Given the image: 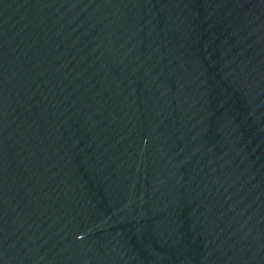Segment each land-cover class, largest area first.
Wrapping results in <instances>:
<instances>
[{
  "label": "water",
  "instance_id": "1",
  "mask_svg": "<svg viewBox=\"0 0 264 264\" xmlns=\"http://www.w3.org/2000/svg\"><path fill=\"white\" fill-rule=\"evenodd\" d=\"M0 264H264V0H0Z\"/></svg>",
  "mask_w": 264,
  "mask_h": 264
}]
</instances>
